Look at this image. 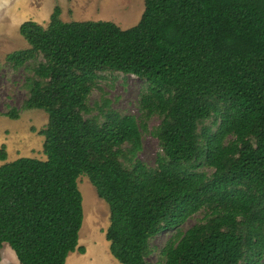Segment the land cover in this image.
<instances>
[{
	"label": "trees",
	"instance_id": "trees-1",
	"mask_svg": "<svg viewBox=\"0 0 264 264\" xmlns=\"http://www.w3.org/2000/svg\"><path fill=\"white\" fill-rule=\"evenodd\" d=\"M144 1L127 29L64 21L59 5L46 26L20 25L29 47L6 60L26 71L21 108L49 117L39 130L46 159L0 165V248L7 243L21 264L86 253L83 174L109 204L106 238L121 264H152L162 231L172 234L160 264H264V0ZM116 72L145 82L139 117L109 98L90 103ZM154 115L160 150L150 166L139 152Z\"/></svg>",
	"mask_w": 264,
	"mask_h": 264
},
{
	"label": "rangeland",
	"instance_id": "rangeland-1",
	"mask_svg": "<svg viewBox=\"0 0 264 264\" xmlns=\"http://www.w3.org/2000/svg\"><path fill=\"white\" fill-rule=\"evenodd\" d=\"M57 5L62 9L61 18L64 21L110 20L123 29L135 26L145 9L144 0H0V21L4 20L0 24V148L2 144L7 145L6 162L24 156L47 158L43 148L45 136L41 135L39 130L47 126L49 118L43 109L21 108L23 100L28 96L24 85L26 71L24 68H13L7 62L6 56L12 51L28 48L29 43L20 33V19L14 20L17 21L16 25L10 23V19L14 14H21L22 18L32 20V12L49 11L51 14ZM106 76L107 78L100 82L99 88L91 94L90 103L95 105L101 102L102 97L109 98L112 106L122 114L139 117V96L146 86L145 82L137 76L117 72L106 73ZM12 107L21 109L20 118L12 119L5 115ZM160 122L158 115L152 116L148 121L149 131L143 133V148L139 157L150 166L156 165L160 150L158 139L151 130ZM78 187L83 195L84 211L79 245L84 246L87 251L71 252L67 264H121L112 255L106 238V231L111 222L109 204L98 195L87 174L78 178ZM203 215L204 212H199L190 217L184 223L183 229L187 230L193 226ZM171 234L170 231H162L153 237L155 251L149 257L152 264H160V249ZM104 243L107 244L105 248L102 246ZM12 252L8 245L0 248L5 263L20 264Z\"/></svg>",
	"mask_w": 264,
	"mask_h": 264
},
{
	"label": "crops",
	"instance_id": "crops-1",
	"mask_svg": "<svg viewBox=\"0 0 264 264\" xmlns=\"http://www.w3.org/2000/svg\"><path fill=\"white\" fill-rule=\"evenodd\" d=\"M15 11V10H14ZM12 12V10L10 11V13ZM32 13H34V16L32 17V20H35V21H37L38 23H40V24H42V25H44V26H46L48 23H49V21H50V16H51V14L49 13V11H47V12H45V13H41L39 10L38 11H34V12H32ZM62 14V13H61ZM25 17V16H24ZM17 19H20L19 20V22H18V26L20 27V25L24 22V21H26V20H30L31 18H28V19H25V18H22V16H21V14H14V16H12L11 17V19H10V23H12V24H15L16 25V23H17V21H14V20H17ZM4 20L2 19L1 21H0V24L3 22ZM4 162H6V161H3V160H0V165H2ZM4 245H8L7 243H5ZM9 246V245H8ZM103 248H105V247H107V244L106 243H104L103 245ZM10 247V246H9ZM109 247H110V242H109ZM11 248V247H10ZM12 249V248H11ZM12 255L15 257V259H17L18 260V258H17V256H16V253H15V251L12 249ZM106 254H107V252H106ZM0 255H1V261H0V264H8V263H5L4 262V259H3V254H1L0 253ZM69 257V256H68ZM112 259V258H111ZM67 260H68V258H67ZM19 261V260H18ZM18 263H20V261L18 262ZM21 264V263H20ZM66 264H67V261H66Z\"/></svg>",
	"mask_w": 264,
	"mask_h": 264
},
{
	"label": "bare ground",
	"instance_id": "bare-ground-1",
	"mask_svg": "<svg viewBox=\"0 0 264 264\" xmlns=\"http://www.w3.org/2000/svg\"><path fill=\"white\" fill-rule=\"evenodd\" d=\"M84 228H85V224H84Z\"/></svg>",
	"mask_w": 264,
	"mask_h": 264
}]
</instances>
